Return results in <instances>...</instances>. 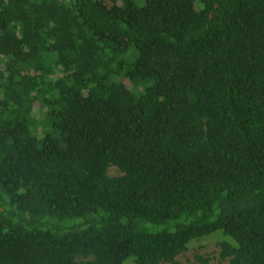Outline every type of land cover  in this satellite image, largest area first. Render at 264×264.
<instances>
[{"label":"trees","instance_id":"16d2710c","mask_svg":"<svg viewBox=\"0 0 264 264\" xmlns=\"http://www.w3.org/2000/svg\"><path fill=\"white\" fill-rule=\"evenodd\" d=\"M216 235L264 264V0H0V264Z\"/></svg>","mask_w":264,"mask_h":264},{"label":"rangeland","instance_id":"374dc122","mask_svg":"<svg viewBox=\"0 0 264 264\" xmlns=\"http://www.w3.org/2000/svg\"><path fill=\"white\" fill-rule=\"evenodd\" d=\"M120 50H127L131 48V44L128 40H120ZM110 174L119 175L121 171L117 167H111ZM216 234H221L218 232ZM219 236H212L205 238L204 240H198L191 244L190 249L179 257L182 264H202L196 255H209L212 264H219L220 247L218 245ZM124 264H135L132 260L126 261Z\"/></svg>","mask_w":264,"mask_h":264}]
</instances>
